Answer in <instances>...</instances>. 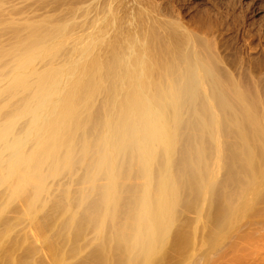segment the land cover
Returning <instances> with one entry per match:
<instances>
[{
	"label": "bare ground",
	"instance_id": "obj_1",
	"mask_svg": "<svg viewBox=\"0 0 264 264\" xmlns=\"http://www.w3.org/2000/svg\"><path fill=\"white\" fill-rule=\"evenodd\" d=\"M153 1L0 0V264L264 238V28Z\"/></svg>",
	"mask_w": 264,
	"mask_h": 264
},
{
	"label": "rangeland",
	"instance_id": "obj_2",
	"mask_svg": "<svg viewBox=\"0 0 264 264\" xmlns=\"http://www.w3.org/2000/svg\"><path fill=\"white\" fill-rule=\"evenodd\" d=\"M149 1H151V0H149ZM153 1V0H152ZM164 0H161V2H160V0L158 1H153V2H156V4H159V5H161V7H163L164 6V8H167V10L169 9H171V11L173 12V13H175V14H178L179 16H181L182 14H185L186 13V15H188V16H190V14L191 13H193V14H191V18L193 17V19H194V21L196 22V20L198 21V18H199V21L198 22H200L201 24H203V23H206L208 20H210V19H208L209 17L211 18L212 17V19L210 20V21H212L213 20V23H217V21H218V23H220L219 21H221V22H227V24L229 25V26H231L230 27V29L232 28V23H231V21H232V18H233V20L235 21V20H237L238 22H246V21H248L249 23H255V27L257 26L256 24H258L259 26H257L256 28H260V27H262L261 29H263L264 28V24H262V22L264 21V18L262 17V16H260L259 14H260V12L258 11V6H257V4H258V2H259V0H246L245 1V4L243 3V0H233L234 1V3L233 2H231L232 0H217V2H216V0H211V2L213 3H211L210 2V0L209 1H205V0H201V1H199V0H182V1H180V0H178V1H176V0H165V2H163ZM169 1L171 2V4H175L174 6L173 5H171L170 3H169ZM188 1V2H187ZM189 1H191V2H189ZM195 1H196V3H195ZM240 1V2H239ZM249 1H250V3H249ZM258 1V2H257ZM263 0H261V2H259L260 3V6L261 7H264V4H263V2H262ZM175 2V3H174ZM184 2V3H183ZM199 2H200V4H201V6H200V4H199ZM208 2H209V4H211V5H209L208 4ZM220 2H221V6H220ZM227 2H229L228 4H227ZM230 2L232 3V4H230ZM236 2H237V4H236ZM248 4H247V3ZM254 2L256 3V4H254ZM182 3V4H181ZM198 3V4H197ZM218 3V4H217ZM223 3V4H222ZM255 6H253L252 7V4ZM262 3V4H261ZM166 4V5H165ZM178 4V5H177ZM190 5L189 7L190 8H187V6L188 5ZM191 4H193V5H191ZM236 4V5H235ZM240 4V5H239ZM242 4V5H241ZM171 5V6H170ZM184 5H186V7L185 8H183L184 7ZM196 5V6H195ZM203 5H204V7H203ZM206 5V6H205ZM208 5V6H207ZM216 7H215V6ZM235 7H234V6ZM263 5V6H262ZM176 6V7H175ZM181 6V7H180ZM198 6V7H197ZM200 6V7H199ZM209 6L212 8H209ZM240 6H242L241 8H240ZM245 6V7H244ZM247 6V7H246ZM197 9H196V8ZM207 7V8H206ZM214 7V8H213ZM222 7V8H221ZM172 8H173V10H172ZM174 8H175V10H174ZM176 8L178 9V10H176ZM182 8V9H181ZM187 8V12H186V9ZM193 8V9H192ZM198 8H200V9H198ZM203 8V11L201 10ZM209 8V9H208ZM217 8V9H216ZM230 8H231V10H230ZM234 10H233V9ZM236 8V9H235ZM244 8H245V10H244ZM222 9V10H221ZM224 9H226L225 11H224ZM195 12H194V11ZM199 10V11H198ZM212 12H210V11ZM213 10H214V12H213ZM221 10V11H220ZM229 10H230V13H229ZM238 10V11H237ZM252 10V11H251ZM255 10V11H254ZM183 11V12H182ZM192 11V12H191ZM197 11V12H196ZM208 11V12H207ZM216 11V12H215ZM223 11H224V13H223ZM234 11V12H233ZM249 11V12H248ZM257 11H258V13H257ZM181 12V13H180ZM204 13L203 14V16H201L202 14L201 13ZM211 14H210V13ZM217 12H218V15L216 16V14H217ZM221 12H222V14L224 15L223 17H222V15H220L221 14ZM235 12H237L236 13V15H235ZM244 14H243V13ZM248 12V13H247ZM253 13V15H252V13ZM190 13V14H189ZM200 14V15H198V14ZM209 13V14H208ZM234 13V14H233ZM246 13V14H245ZM197 14V15H196ZM209 16H208V15ZM214 14V15H213ZM226 14H228V16L226 15ZM237 14H239V16L237 15ZM247 15H248V17L251 19H249V18H247ZM250 15H251V17H250ZM259 15V16H258ZM197 18H196V17ZM200 16V17H199ZM216 16V17H215ZM219 16H220V18H219ZM226 16V17H225ZM237 16V17H236ZM206 18L205 20H204V18ZM225 17V18H224ZM228 17H231L230 19L228 18ZM244 17V18H243ZM252 17H253V19H252ZM258 17H260L261 18V21H260V18H258ZM196 18V19H195ZM215 20H214V19ZM218 18H219V20H218ZM216 19H217V21H216ZM221 19V20H220ZM224 19V20H223ZM246 19V20H245ZM255 19V20H254ZM262 19H263V21H262ZM203 20H204V22H203ZM230 20V21H229ZM252 20H254L253 22H251ZM258 22H257V21ZM203 23H202V22ZM206 21V22H205ZM259 22H260V24H259ZM199 23V24H200ZM215 23V24H216ZM264 23V22H263ZM231 24V25H230ZM262 24V25H261ZM232 30V29H231ZM247 218V217H246ZM245 218V219H246ZM245 219H242L243 220V222H245ZM248 219V218H247ZM246 219V220H247ZM242 222V221H241ZM201 226V225H200ZM238 231V229L236 230V231H234L233 233H231L227 238L228 239H226V241L225 242H232L233 240H232V235H235L236 234V232ZM237 235V234H236ZM235 235V236H236ZM246 240V239H245ZM244 240V241H245ZM200 241H201V238H199V240H198V244L200 243ZM238 241V240H237ZM241 242L242 241H240L239 242V244H241ZM244 244V245H243ZM240 246H241V248H240ZM238 245L236 248L237 249H232L233 251H230V249L228 248H220V246L218 247V248H215V249H209L208 247H207V245H205V244H203V246L200 248L199 247V249L197 250V249H195L194 251H188V252H185V253H182V254H180V255H175L174 257H170V259H171V261H170V264H173V263H177V264H184L186 261H187V263L189 262L190 264H264V238H262L261 237V239H260V237H259V235H257V234H253V235H251V236H249V237H247V241L246 242H242V244L241 245ZM207 252H206V251ZM229 252H227V251ZM204 252L205 251V257H201L200 255H201V253H199V252ZM236 251V252H235ZM168 252V249H165V251H164V253L166 254ZM202 252V253H203ZM232 252H234L233 254H232ZM197 256H196V255ZM207 254V255H206ZM225 254L227 255V256H225ZM192 255H195L196 257V260L197 261H195V260H189L190 259V257L192 256ZM229 255V256H228ZM198 256H199V260H200V258H201V260L199 261L198 260ZM226 257V258H225ZM229 257V258H228ZM194 258V259H195ZM225 259V260H224ZM260 259V260H259ZM263 261V262H262Z\"/></svg>",
	"mask_w": 264,
	"mask_h": 264
}]
</instances>
